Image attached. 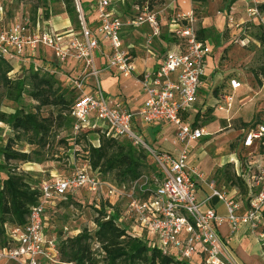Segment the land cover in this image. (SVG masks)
<instances>
[{"label": "built area", "instance_id": "built-area-1", "mask_svg": "<svg viewBox=\"0 0 264 264\" xmlns=\"http://www.w3.org/2000/svg\"><path fill=\"white\" fill-rule=\"evenodd\" d=\"M247 2L256 7L259 0ZM80 9L77 4L81 23L79 31L72 28L67 32H58L41 27L36 29V26L32 30L28 21H16L8 26L0 24V57L18 62L25 52L32 53L38 47H47L53 51L56 63L74 58L82 61L88 69L93 66L95 51L105 43L109 50L106 66L115 69L123 77L133 75L135 69L132 58L121 41L122 30L124 27L146 24L149 27L147 42L151 43V39L160 34L161 22L157 13L149 11L147 6L143 5L141 8L135 7L137 13L125 16V20L111 6L110 0H97V25L95 29H91ZM255 9L249 7L250 11ZM170 23L171 35L177 48L166 51L161 63L153 72H143L139 75L145 99L138 114L146 124L169 122L175 125L176 137L182 145L177 154L156 151L132 130L134 114L119 103H107L96 77V69H92V74L96 77L94 93L84 92V73L71 78L68 85L76 93L71 109L72 133L76 134L81 129L98 125L109 128L116 137L127 139L132 145L149 153L163 176L162 181L154 185V188H149L148 178L143 175L128 185L116 186L101 180L85 161L80 169L63 177L41 182L38 203L31 208L26 224L8 230V235L15 245L0 248V264H39L40 258L55 261L53 259H56L57 250L54 243L47 240L43 234V210L46 205L54 207L56 199L75 194L79 188L93 194L100 192L105 201L110 198H127V208L123 215L120 214L119 220L123 223L124 217L127 216L136 223L141 232L153 235L157 246L163 251H168L185 261L193 255H198L202 264H222V259H229L217 232V226L224 220L230 223L232 229L248 225L251 231H258V236L264 239V232L261 230L264 226V156L260 157L261 164L249 159L242 161L241 165L238 156L236 164L233 163L236 175L240 176L246 185L245 195L236 190L238 196H234L211 182L208 183L209 195L202 201L196 197V180L203 181L207 178L198 166L191 162V148L192 143L206 136L207 132L204 127L189 122L187 117L196 103L198 89L205 75V59L211 52V46L206 40L197 38V29L190 14L186 15L181 11L171 13ZM229 85L236 89L240 82L231 78ZM91 117L98 122L89 125ZM262 135L264 124L243 129L242 147H251L253 141ZM240 154L254 155H244L242 152ZM213 197L223 203L226 209L224 216L217 214L213 207H203V204L209 203ZM240 200L246 202L242 212Z\"/></svg>", "mask_w": 264, "mask_h": 264}, {"label": "rangeland", "instance_id": "rangeland-1", "mask_svg": "<svg viewBox=\"0 0 264 264\" xmlns=\"http://www.w3.org/2000/svg\"><path fill=\"white\" fill-rule=\"evenodd\" d=\"M167 1L169 0H163L161 3L152 6L153 11L158 12L160 21L168 14L178 10L186 15L190 14L194 27L197 30L205 29L203 37L212 47V64L208 73L211 98L207 91L199 92L200 102L206 98L209 103L203 112V116L198 117L199 122L204 124V128L212 132V136L199 139L192 151L203 150L212 159L218 160L225 157V160L228 154L233 153V148L237 143V138L231 140L228 138L229 133L232 131L236 133L246 126L244 123L264 121V9L259 8V5L264 1L259 0L256 7L254 4H248L247 0H235L229 7H227L228 0H190L188 5L182 2L179 4L177 0H172L168 7L165 5ZM130 2L133 0H110L112 7L118 14H123L127 3ZM45 5L49 8L51 17L58 19L57 21L61 22L65 17L70 20L69 16L63 13L64 5L59 1L0 0V24L8 26L12 22L28 21L33 30L37 19H41L37 15L44 14L42 7ZM96 5L97 0H93L92 7L84 10L86 11V15L84 14L86 22L96 16ZM174 5L175 9L171 8ZM61 6L63 11H60ZM249 7L256 9L250 11ZM73 18L74 20H70L71 26L78 27L77 14L73 15ZM123 18L125 19V17ZM133 28L137 31L135 36H129L130 42L139 45L142 49L144 43L152 45L155 38H152V42L148 43V33L136 27H126L128 31ZM142 33L143 35H141ZM24 65L15 63L11 77H20L25 73ZM231 78H236L240 82V88L236 91L231 90L229 85ZM35 104V101L25 93L22 94L17 103L7 99L3 88L0 86V111L13 112L17 105H20L25 111H34ZM219 106L222 109H227L229 114H220L218 110L215 113ZM39 112L41 116H46L51 112L54 116L56 110L46 106L41 107ZM213 122H216L218 126L214 128ZM71 135L72 132L68 124L66 122L61 124L60 119H56L51 125L46 138L47 143L40 150V154L31 155L34 161L12 160L9 161V164H5L4 168H1L3 164H1L0 156V179L6 176L7 171H15L26 175L30 181L47 182L80 169L83 164V157L86 155L84 151L86 144L83 137H80L74 144L70 139ZM148 135L150 140L154 139L153 131H150ZM13 136L14 132L10 127L0 123V147L6 143L9 137ZM61 139L67 141L61 142ZM13 147L27 152L37 149L35 145H30L24 140L14 143ZM112 177V173L107 174V181L113 183L109 180ZM211 178L218 179V183H220L222 173L215 169ZM227 184L223 181V186H227ZM103 198L100 192L93 194L84 188H79L72 196L65 197L56 206L47 209L46 215L53 217L52 219L55 221L48 232L55 236L57 241L68 234L74 235L83 228L92 233L95 230L93 220L96 216V206H104L107 211L115 209L123 215L127 208V198H112L111 202L108 199L105 201ZM124 218L127 223H134L127 216ZM130 230L134 232L133 228ZM92 246L99 253L98 244L93 241ZM193 256L186 261L190 264H202L200 257ZM228 257L229 259H222V264H236L230 255ZM53 260L56 262L49 260L42 262V264H70L58 262L57 258ZM4 264L18 263L5 262Z\"/></svg>", "mask_w": 264, "mask_h": 264}, {"label": "trees", "instance_id": "trees-1", "mask_svg": "<svg viewBox=\"0 0 264 264\" xmlns=\"http://www.w3.org/2000/svg\"><path fill=\"white\" fill-rule=\"evenodd\" d=\"M52 1L63 3L64 13L69 16L70 20H74L73 15L77 14L78 27H72L75 31L81 28L77 4L84 17V14L86 15L84 10L92 7L93 2V0ZM162 1L133 0L127 3L123 14L119 15L122 17L134 15L137 13L135 7L141 8L143 5H146L149 11H153L152 6ZM234 1L228 0L227 7ZM259 8L264 9V2L259 5ZM42 10L44 14L39 13L37 17L40 16L43 20L49 19L51 17L49 8L45 5ZM204 32L205 29H198L197 38L205 40ZM14 64L15 62L0 57V86L5 92V97L17 103L25 93L36 104L34 111H25L20 105H17L10 113L0 111V123L10 127L14 132V136L9 137L0 147L1 164H3L1 168L12 160L34 161L31 155L40 154V150L47 143L46 138L51 125L56 119H60L61 124L66 122L71 130V109L76 97L72 87L62 85L55 75L43 66L24 65L25 73L20 77H11ZM46 106L56 110L54 116L52 112L46 116L40 115L41 107ZM193 124L204 127V124L199 121ZM244 124L246 126L242 129L255 128L259 124H264V121H251ZM80 137L84 138L86 144L84 149L86 155L82 162L86 161L90 170L96 172L101 180L108 182L107 174L112 173L113 177L109 180L113 182L112 184L121 186L128 185L145 175L149 181V188H154V185L162 181L163 176L152 156L143 148L132 145L127 139L116 137L109 128L98 125L94 128L81 129L76 134L72 133L70 139L76 144ZM21 140L35 145L37 149L27 152L13 147L14 143ZM65 140L60 141L65 142ZM253 148H256L254 154L259 157L264 156V135L253 141L251 150ZM237 156L241 160V165L242 161L250 158V155L242 156L240 153ZM217 171L222 173L225 182L230 186H235L238 193L245 195L246 185L244 180L236 175L233 163L227 162ZM40 183L39 180L30 181L26 175L15 171H7L6 176L0 179V248L15 245L8 235V230L13 227H23L26 224L31 208L38 203ZM70 195L67 196L70 197ZM61 200V198L56 199L54 206ZM49 208L51 207L46 205L43 210V234L47 240L53 241L57 250L58 262L70 264H190L168 251H163L157 246L153 235H140L129 230L119 220L118 211L115 209L107 211L104 206L95 207L96 216L93 220L95 230L92 233L83 228L74 235L68 234L57 241L55 236L48 232L49 228L53 227L52 223H55L53 217L46 215ZM262 217H264V209H262ZM261 230L264 232V226ZM93 241L98 244L99 253L93 249Z\"/></svg>", "mask_w": 264, "mask_h": 264}, {"label": "crops", "instance_id": "crops-1", "mask_svg": "<svg viewBox=\"0 0 264 264\" xmlns=\"http://www.w3.org/2000/svg\"><path fill=\"white\" fill-rule=\"evenodd\" d=\"M172 0L167 1L165 4L167 7L170 6ZM180 4L182 3H190V0H177ZM186 7V6H183ZM171 8L175 9V5ZM185 9V8H183ZM81 10V9H80ZM60 11H63V7H60ZM116 11V10H115ZM179 11V10H178ZM117 12V11H116ZM64 13V12H63ZM158 13V12H157ZM171 13L168 14L161 22L160 34L155 37L152 45L143 44V49L138 45H135L133 42L129 41V36L134 35L136 33V29L127 30L126 27L123 28L121 34V41L123 46L126 48L128 54L131 56L133 65H134V73L129 77H123L118 74L115 69L108 68L106 66V55L109 50L106 47L105 43H102L100 48L95 51V58L93 61V66L91 68L86 69L82 61L76 60L74 58H68L63 63H56L53 51L50 48L38 47L35 52L29 53L25 52L24 57L15 62L16 64H25V65H39L45 66L48 70L53 71L55 77L59 80L62 85L68 86L71 78L84 73L85 74V86L84 92L91 94L95 92V78L97 77L99 81V86L105 99L108 104L119 103L122 107L130 110L134 116L132 118V130L138 133L147 144L160 152H168L177 154L180 148L182 147L181 143L178 141L176 137V128L175 125L169 122H154L151 124H146L142 121L140 115L138 114L142 103L145 99V94L142 90L141 83L139 81V75L143 72H153L161 63L163 54L166 51L175 50L177 48L174 37L171 35V23H170ZM58 20V19H57ZM56 18L50 17L47 20H37L35 26L38 28H48L53 29L58 32H67L72 30L70 20L65 17L63 21L59 22ZM87 26L91 29H95L97 25L96 16L89 21L86 22ZM137 29L145 30V33H149V27L146 24H142ZM131 33V34H130ZM143 35V33L141 34ZM135 38V37H134ZM65 39V38H64ZM212 48V47H211ZM212 51V49H211ZM212 64L211 52L205 59L204 69L205 75L203 77L202 83L198 89L197 100L192 109L190 110L187 120L189 122L200 121L197 120V116L200 118L209 103L206 98L200 102L199 100V92L207 91L211 98V89L209 88V68ZM96 69V77L92 74V69ZM240 87L236 89H231L233 91L238 90ZM210 100V99H209ZM220 111V114H229L227 109H222V107H218L215 110ZM98 121L94 117L89 119V125L95 124ZM212 126L215 128L218 126L216 122L212 123ZM205 129V128H204ZM206 130V129H205ZM153 131L154 139L150 140L148 133ZM227 131V130H224ZM223 131V132H224ZM243 129L235 132H230L228 138L234 139L237 138V143L233 148V153L228 154L225 157L220 159H212L211 156L207 155L203 150L192 151L193 146H195L196 142L192 143L190 159L191 162L196 164L198 168L205 174L206 180H196V185L194 188V192L198 200H204V198L209 195L210 190L208 188V183L215 182L214 185L222 190L230 192L234 196H238L237 189L235 186H230L227 182L221 178V182L218 179L211 178L214 170L221 169L225 162H230L236 164L237 154L242 152V154L247 155L248 153H254L256 148L251 150V147H242V138L241 133ZM206 136H212V132L206 130ZM222 132V131H221ZM217 132V133H221ZM204 136V137H206ZM92 140V138H91ZM251 160L255 163L261 164V159L258 155L254 154L250 156ZM218 180V181H217ZM224 183L227 186H223ZM104 191V190H103ZM111 199L109 201L111 202ZM113 200V199H112ZM240 203V211H244L246 202L242 200ZM213 207L217 214L224 216L226 214V209L223 203L217 198H211L209 203H204L203 207ZM125 226L129 229L133 228L135 233H143L141 235H145L144 232L140 230V228L134 223H127L125 220L123 222ZM217 232L219 237L224 243L226 251L233 258L236 264H264V239H261L258 236V231H251L248 225H240L236 229H232L231 225L228 221L224 220L217 226ZM199 257L198 255H194ZM193 256V257H194ZM195 257V258H197ZM200 259V258H199ZM49 261L44 258H40L39 264L42 262Z\"/></svg>", "mask_w": 264, "mask_h": 264}]
</instances>
